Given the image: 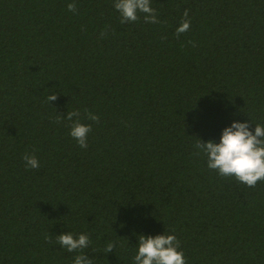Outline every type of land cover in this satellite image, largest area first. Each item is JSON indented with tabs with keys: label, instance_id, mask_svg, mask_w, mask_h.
Masks as SVG:
<instances>
[{
	"label": "trees",
	"instance_id": "trees-1",
	"mask_svg": "<svg viewBox=\"0 0 264 264\" xmlns=\"http://www.w3.org/2000/svg\"><path fill=\"white\" fill-rule=\"evenodd\" d=\"M151 6L158 24H121L114 0H0V264H74L67 233L93 264H134L138 237L164 234L187 264H264V182L221 177L195 147L264 124V0Z\"/></svg>",
	"mask_w": 264,
	"mask_h": 264
},
{
	"label": "clouds",
	"instance_id": "clouds-1",
	"mask_svg": "<svg viewBox=\"0 0 264 264\" xmlns=\"http://www.w3.org/2000/svg\"><path fill=\"white\" fill-rule=\"evenodd\" d=\"M69 11L77 12L75 2L67 5ZM114 8L120 14V23H135L143 14L145 23L158 24L156 9L151 6V0H114ZM189 10H185L180 26L176 29L177 37L186 33L191 27ZM106 35V30L101 32V37ZM57 99V95H48L50 103ZM87 119L99 123L100 117L85 110ZM80 111L68 112L67 120L80 117ZM62 118L57 117L56 123H61ZM252 123V122H251ZM250 124L245 122H233L230 127L223 130L220 142H203L198 139L195 145L201 153L207 157V167L216 171L221 177L235 178L248 187H255L257 182H264V124H255L253 134ZM92 131L91 124L81 123L76 119L71 125L70 135L79 147L87 149L88 134ZM26 165L31 169H38L40 162L37 157L25 154L23 157ZM51 240L50 237H46ZM138 252L134 257V264H187L185 254L181 248L180 241L174 234L156 236L140 235L138 237ZM57 242L69 253L79 252L74 258V264H93V261L85 254L91 241L87 234L78 236L67 233L56 237ZM116 247L115 242H109L105 248L106 253H111Z\"/></svg>",
	"mask_w": 264,
	"mask_h": 264
}]
</instances>
